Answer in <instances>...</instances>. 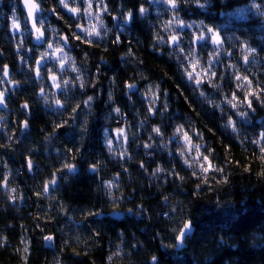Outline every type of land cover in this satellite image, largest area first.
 Returning <instances> with one entry per match:
<instances>
[{
  "label": "clouds",
  "instance_id": "clouds-1",
  "mask_svg": "<svg viewBox=\"0 0 264 264\" xmlns=\"http://www.w3.org/2000/svg\"><path fill=\"white\" fill-rule=\"evenodd\" d=\"M0 264H264V0H0Z\"/></svg>",
  "mask_w": 264,
  "mask_h": 264
}]
</instances>
